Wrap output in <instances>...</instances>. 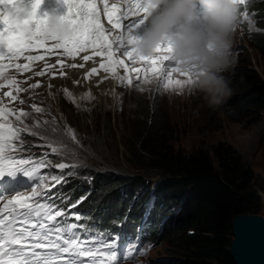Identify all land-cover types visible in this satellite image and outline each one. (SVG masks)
<instances>
[{"label": "snow or ice", "instance_id": "1", "mask_svg": "<svg viewBox=\"0 0 264 264\" xmlns=\"http://www.w3.org/2000/svg\"><path fill=\"white\" fill-rule=\"evenodd\" d=\"M146 2L147 0H125L126 7L117 11V5L109 7L107 0H101L103 15L114 29L119 30L115 34H106L96 0H63L66 11L61 15L39 13L41 0H0V61H9L7 64L0 63V70L10 67L20 71L27 70L28 64H16L15 60L34 48L42 47L49 53L62 49L65 58H74L79 53L90 50L93 56L83 55V61L101 57L99 68L108 73L117 86L146 91L151 90L149 86L154 82L157 94L183 89L185 86L190 91L194 90L191 88L192 71L178 65L170 54L169 44L162 43L150 56L137 54L138 28L144 22ZM235 2L240 9L248 0ZM129 15L134 18L122 25L121 21L127 20ZM244 18L247 19V16ZM52 19L55 20L54 24L50 23ZM120 56L126 58L128 63ZM24 59L33 61L43 60L44 57L24 55ZM136 64L141 67L130 66ZM56 66L61 69V76L65 75V67H76L74 64L66 65L57 56L56 65L48 66L53 69V76L56 75ZM79 67L83 68L84 64ZM97 71L92 68L85 74L84 79ZM174 73H179L187 79H175ZM44 75L46 70L36 72V76ZM15 83L17 82L12 80L8 86L11 87ZM30 87H39V82ZM16 91L22 89L17 88ZM3 97L13 102L18 100V97L9 91H5ZM19 102L26 103L23 100ZM30 107L35 113L43 112V108L36 104ZM14 114L15 109L6 107L0 99V176L22 170L26 176L35 178L33 185L39 181L41 184L48 183L49 187L45 189L33 186L31 196L17 192L11 199H7V196L0 197V203L3 204L0 207V264H120L125 258L127 248L125 246L124 251L121 250L117 237L101 235L97 239L95 233L87 230L88 226H81L79 223L66 227L65 217L75 221L82 218L80 214H69L86 199L80 197L75 204L69 206L67 212L53 202L55 197L49 196V193L57 184L64 183L67 177L53 175L45 179L35 165H40L43 169L51 168L52 165L43 160L17 159L21 156H34L29 149L41 145L24 142L25 132L30 136H35L36 133L30 131L28 125L12 126L8 117ZM29 115L28 112L20 111L15 118L22 121ZM47 123L46 120L36 121V126L45 135L51 132L54 138L59 136L61 129L41 126ZM72 139H76L74 133ZM51 151L55 153L56 149L52 148ZM55 167L66 170L69 165L59 163ZM97 245L102 247H96ZM93 248L96 250L93 251ZM135 251H140L138 245Z\"/></svg>", "mask_w": 264, "mask_h": 264}, {"label": "rangeland", "instance_id": "2", "mask_svg": "<svg viewBox=\"0 0 264 264\" xmlns=\"http://www.w3.org/2000/svg\"><path fill=\"white\" fill-rule=\"evenodd\" d=\"M239 10L241 15L234 28L233 51L236 53V63L226 74L228 80L238 75H233L234 73L248 67L261 74V58L245 40L247 33L260 31V28L256 24L252 9ZM245 15L247 19L244 18ZM107 26L108 32L112 34L114 30L111 24ZM116 54L119 55L118 52ZM47 56L49 57L50 54H46L45 57ZM120 58L128 63L123 56ZM37 64L38 66L33 69L30 66L28 72L31 74L23 77L24 79L21 78L22 75H16L20 78L21 84L25 85V89L17 92L15 89L18 83L13 84L12 94H20L17 96L18 100L7 103L4 101V104L15 109V114L8 117L12 126L28 125L29 130L36 133L35 136L28 138L31 139L32 145L41 146L31 148L30 152L35 155H45L46 163L52 165L41 174L45 179L51 177L50 170L56 168V164L66 163L69 167L62 170V173L68 180L90 178L96 172L116 171L124 175L133 174L142 177L150 186L149 190L152 193V187L160 175L153 169L135 167L138 146L134 140V130L137 123H143L154 116L160 121L159 127L165 128L170 133L171 145L176 151L188 154L199 148L211 151V148L221 141L232 144L254 172L252 188L260 198L261 210L258 214L264 216V110L253 122L247 118L240 122L230 121L218 111L217 105L209 106L203 95L196 90L190 91L185 86L183 89L157 94L154 82L149 86L151 90L146 91H136L116 84L113 99L109 91L97 95L99 89L95 87V95L90 100H75L72 95V91H75L74 82L77 74L78 76L82 74V70L75 71L73 67H69L63 70L65 75L61 76V69L55 67L56 75L53 76V69L48 67L56 65L53 58L46 61L47 66L40 62ZM130 66L141 67L139 64ZM42 70H46V75L36 76V72ZM19 72L15 71V73ZM174 78L187 79L179 73H174ZM38 82L39 87H30ZM92 84L95 86L96 82ZM78 87L81 90L76 91H85L82 86ZM3 93L0 92V99L5 100L7 98L3 97ZM20 100L26 103L21 104ZM32 104L42 107L43 112L35 113L30 107ZM20 111L28 112L30 115L22 121H17L15 115ZM45 120L48 121L47 125L41 126L61 129L59 136L54 138L51 132L45 135L37 128L36 121ZM73 133L75 140L72 139ZM52 148L56 149L55 153L51 151ZM34 179V177L27 178L28 184L23 185L20 183L26 181L19 180L17 175L12 178L7 177L5 173L0 176V197L7 196V199H11L12 196L17 195V192L31 196L33 186L42 188L48 186L47 183L41 184L39 181L36 185L31 184L29 180L34 181ZM2 206L3 204L0 203V207ZM170 210L172 215L176 209L172 207ZM72 223L74 224V221ZM120 246L122 251L125 246L127 248L125 258L120 264H164L169 258L166 253L169 249L167 241L158 240L156 243L152 241L150 249L142 248L134 255L128 253L131 244L122 243Z\"/></svg>", "mask_w": 264, "mask_h": 264}, {"label": "trees", "instance_id": "3", "mask_svg": "<svg viewBox=\"0 0 264 264\" xmlns=\"http://www.w3.org/2000/svg\"><path fill=\"white\" fill-rule=\"evenodd\" d=\"M242 8L252 9L260 28L247 33L245 40L261 58V74L251 67L234 73L238 75L229 78L231 95L217 108L227 120L253 122L264 110V0H248ZM159 122L151 116L134 130L135 167L160 175L152 193L138 175L104 171L60 184L66 201L76 203L86 194L80 205L92 225L105 228L107 236L119 242L145 243L142 237L137 240V226L146 216L147 241L169 244L164 264H234L229 254L232 218L261 210L259 195L252 188L253 170L228 142H218L211 151L199 148L185 154L174 150L170 133ZM29 136L23 134V139L32 145ZM50 171L63 175L57 168ZM172 207L176 210L170 215Z\"/></svg>", "mask_w": 264, "mask_h": 264}, {"label": "clouds", "instance_id": "4", "mask_svg": "<svg viewBox=\"0 0 264 264\" xmlns=\"http://www.w3.org/2000/svg\"><path fill=\"white\" fill-rule=\"evenodd\" d=\"M144 17L138 28V55H153L167 43L178 65L192 71L191 88L209 106L231 95L226 74L236 63L234 28L240 10L235 0H147Z\"/></svg>", "mask_w": 264, "mask_h": 264}, {"label": "bare ground", "instance_id": "5", "mask_svg": "<svg viewBox=\"0 0 264 264\" xmlns=\"http://www.w3.org/2000/svg\"><path fill=\"white\" fill-rule=\"evenodd\" d=\"M39 13H41V14L47 13L48 15H50V13L47 9H40ZM123 21H126V20H123ZM113 30H114V32L112 34H115L117 32V30H115V29H113ZM106 34H108V33L106 32ZM36 50H37V48H34L31 51H36ZM38 51L42 52L43 54L49 53V52H45L44 48H40V49H38ZM49 54H50V56L44 57L43 60L28 61V60L24 59V57L22 58V56H24V55H29V52H28L26 54H22L19 57L22 59L17 58L20 61V63H19L20 65H25V64L29 65V68L27 70L20 71V70L16 69L15 67H10V68H5L3 70H0V92L9 91V92L13 93L14 88L8 86L9 82L12 80H15L18 83V84L15 83V84H17L16 89L20 88L23 91L25 89V85L21 84L22 82L19 81L20 78L17 77L18 75H22L21 78L26 77V75H28L29 73L31 74V72H28V71H30V66L33 69V68H36L38 66V64H37L38 62H40L42 64H46V61L50 58H53L54 62L56 63V58H57V56H59L66 65H73V64L76 65V67H73V69L75 71H78V69L82 70V74L80 76H78V74H77L76 80L74 82L75 91H72V95H73V97H75V100H77V99L80 101H81V99L83 101H86L88 99L90 100L95 95V92H96L95 87L97 89H99V90H97V95H99V93L103 94L104 91H107V92L109 91L110 95L112 96V97L111 96L110 97L112 99L114 98L115 91H116L115 90L116 83H114V81L110 78L108 73H106L104 70L99 68L100 63L102 62L101 57H96L95 59H90L89 61H86V62L83 61V59H82L83 55L93 56V53L90 50L88 52H81L74 58H72V57L65 58L63 55L62 49H55L53 52H51ZM0 63L7 64V63H9V61L3 60V61H0ZM15 63L17 64V62H15ZM80 64H84V67L83 68L79 67ZM46 66H47V64H46ZM56 68H59V67L56 66ZM67 68H69V67H65L63 70H65ZM92 68H96L98 70L97 73L90 75L87 79H84L85 74L89 73ZM16 70L20 71V72L15 73ZM101 81H103V82H101ZM93 82H96L95 86H93V84H92ZM78 86H82L83 89H85V91H80L81 88H79ZM77 89H80V90L76 91ZM19 95L20 94H16V96H19ZM105 99H106V97H105ZM3 101H5L7 103L10 100L5 99Z\"/></svg>", "mask_w": 264, "mask_h": 264}, {"label": "water", "instance_id": "6", "mask_svg": "<svg viewBox=\"0 0 264 264\" xmlns=\"http://www.w3.org/2000/svg\"><path fill=\"white\" fill-rule=\"evenodd\" d=\"M231 231L229 254L234 264H264V216L236 214Z\"/></svg>", "mask_w": 264, "mask_h": 264}]
</instances>
